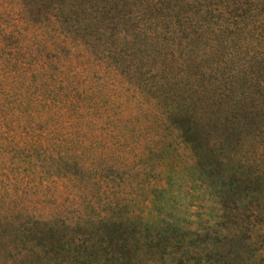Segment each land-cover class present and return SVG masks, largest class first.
<instances>
[{
    "label": "trees",
    "instance_id": "16d2710c",
    "mask_svg": "<svg viewBox=\"0 0 264 264\" xmlns=\"http://www.w3.org/2000/svg\"><path fill=\"white\" fill-rule=\"evenodd\" d=\"M207 60L210 66L197 71ZM220 83L221 100L264 106V0H0V164L15 177L76 183L77 171L99 186L129 167L119 162L121 141H182L192 147L196 173L223 168L218 188L225 195L241 188L255 195L264 181L257 157L239 156L228 175L224 162L208 159L213 144L200 142L211 141L203 136L211 128L201 107L211 105ZM241 109L221 126L252 131L256 110ZM253 130L263 135L264 125ZM230 132L214 139L232 141ZM128 169L127 179L138 176ZM226 201L223 210L231 211ZM105 204L87 225L81 217L28 215L23 233L53 264H146L147 257L157 264L186 235L209 248L201 264H264V211L250 212L246 226L221 221L201 234L149 213L120 216L117 200ZM61 228L80 237L61 242ZM209 241L221 250L217 258Z\"/></svg>",
    "mask_w": 264,
    "mask_h": 264
},
{
    "label": "rangeland",
    "instance_id": "374dc122",
    "mask_svg": "<svg viewBox=\"0 0 264 264\" xmlns=\"http://www.w3.org/2000/svg\"><path fill=\"white\" fill-rule=\"evenodd\" d=\"M151 62H147L145 70L149 69ZM210 64L211 60L200 61L197 63L196 70H205ZM213 78L215 77H210V80H214ZM210 80L206 79L205 82ZM223 88V84L220 83L215 90V96L210 98V106L209 103L202 107L199 104L204 111L201 115L204 119L201 121L209 124L211 128L210 131L203 132L204 138L211 141H200L202 144L208 142L213 144L214 151L211 157H208L209 161L224 162L228 175L232 174L230 168L236 170V160L239 156L245 159L257 157L264 166V134L255 136V130H253L255 126L264 125V106L255 108L249 101L237 103L229 97H222L223 100H221L217 94L221 93ZM242 107L256 110L253 114H256L255 121L258 124L252 125V131L250 129L234 131L235 128L228 129L225 125L221 126L220 121L243 113ZM198 113L196 114L199 115ZM227 131H231L232 141L214 139L225 135ZM121 142L123 144L119 147V162H129L128 168L133 169V174L138 176L127 179L129 169L122 165L120 168L122 175H114L113 179H106L99 186L93 185L97 180L95 177L80 175L77 171V182L70 183L64 178L38 180L33 175L25 174L15 177L8 172V164L4 166L0 164V211H2L0 214V264H53V260L40 258V255L34 253V248L30 244L33 238L23 233V229L31 227V225L22 227L28 215L36 218L65 219L69 222L77 221L81 217L82 223L87 225L105 209L106 201L112 199L113 202L117 200L120 205L117 209L120 216L125 217L128 213L139 218L149 213L153 217L178 220L183 233L202 234L204 233L202 228H208L221 221L226 222L225 226L232 229L238 224L246 226L248 224L246 217L250 212L264 211V181L255 195L248 190L243 191V188L236 191L237 195H225V191L218 188V180L223 168L219 172L213 171L212 176L208 174L203 177V173L198 170L196 173L192 167L190 144L188 146L182 141H165V144H160L159 141ZM92 149H98V145H93ZM144 149L146 152L141 156L140 153ZM76 161L78 160L74 163ZM88 187H92V190L86 191ZM223 197L227 198L226 205L230 209L233 208L231 211L223 210ZM74 217L78 218L73 219ZM262 217L259 219L261 220ZM242 231L243 228L238 230V235H242ZM176 236L179 237L178 233ZM192 236L186 235L185 241L181 243L172 241L171 246L167 248L168 256L164 254L166 258L159 262L177 264L181 261L179 259L183 254L182 264H201L199 260L210 251L199 240L192 245L191 239H200ZM73 237L80 236L71 233L67 228H61L55 238L70 245ZM212 242L209 241V245H212ZM179 245L181 252L177 248ZM239 245L241 243L232 246V250H238ZM212 246H214L211 248L212 256L217 258L215 254L221 250L218 246L216 247V244ZM61 255L64 254L61 253ZM147 260L148 257L144 260L146 264Z\"/></svg>",
    "mask_w": 264,
    "mask_h": 264
}]
</instances>
